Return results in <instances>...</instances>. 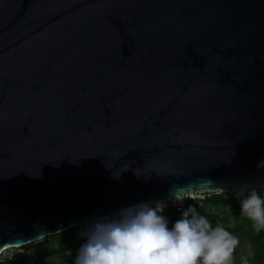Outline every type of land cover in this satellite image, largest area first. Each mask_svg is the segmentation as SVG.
Here are the masks:
<instances>
[{"label":"water","instance_id":"obj_1","mask_svg":"<svg viewBox=\"0 0 264 264\" xmlns=\"http://www.w3.org/2000/svg\"><path fill=\"white\" fill-rule=\"evenodd\" d=\"M177 186L264 192V0H0V254Z\"/></svg>","mask_w":264,"mask_h":264},{"label":"clouds","instance_id":"obj_2","mask_svg":"<svg viewBox=\"0 0 264 264\" xmlns=\"http://www.w3.org/2000/svg\"><path fill=\"white\" fill-rule=\"evenodd\" d=\"M224 163L231 166V159ZM177 191L178 186L171 188L169 196L179 201ZM236 195L240 215L254 232H264V192L249 188ZM165 207L162 201L139 203L91 220L78 233L83 242L74 264H233L237 236L222 225L213 226L191 205L170 223Z\"/></svg>","mask_w":264,"mask_h":264},{"label":"trees","instance_id":"obj_3","mask_svg":"<svg viewBox=\"0 0 264 264\" xmlns=\"http://www.w3.org/2000/svg\"><path fill=\"white\" fill-rule=\"evenodd\" d=\"M222 196V193L214 194L212 198L207 200L214 207L212 211H207L205 209L196 210L201 215L205 216L213 226L219 224L232 233L243 234L246 237L248 244L253 247V262L255 264L264 263V232H254L252 230L251 222L246 218H243L240 215V212H237L235 201L233 199H224ZM220 208H229L231 211H234L237 214L239 213L238 217L236 216L234 221L230 222V213L222 215L218 211L220 210ZM183 210L176 211L174 208H169L164 213V215L169 218V221L171 223L180 218L181 212ZM85 226L70 228L58 234L45 237L40 241L21 246L19 250H14L11 256L4 253L5 255L0 256V264H28L30 251L37 247L44 246L47 243H50L52 240L58 243V247L47 251V254L54 256L56 258V261L47 264H74L76 251L83 242L78 233ZM20 249H23V251H21ZM42 258H44V255H39L35 260Z\"/></svg>","mask_w":264,"mask_h":264},{"label":"rangeland","instance_id":"obj_4","mask_svg":"<svg viewBox=\"0 0 264 264\" xmlns=\"http://www.w3.org/2000/svg\"><path fill=\"white\" fill-rule=\"evenodd\" d=\"M222 215L230 213V222L234 221L235 217H238V214L234 211H231L229 208H220L218 210ZM238 212V211H237ZM235 236L239 239V244L235 248L233 252V264H244V261L246 260L248 264H255L252 259L253 254V247L248 244L246 237L243 234H236L233 233ZM58 247V243L54 240H52L50 243H47L44 246L37 247L30 251L29 254V263L28 264H47L52 263L56 261V258L54 256L48 255L47 251ZM19 248H8L5 251H3L0 256L9 254L14 250H17ZM5 253V254H4ZM39 255H44V258L35 260ZM264 264V263H262Z\"/></svg>","mask_w":264,"mask_h":264},{"label":"built area","instance_id":"obj_5","mask_svg":"<svg viewBox=\"0 0 264 264\" xmlns=\"http://www.w3.org/2000/svg\"><path fill=\"white\" fill-rule=\"evenodd\" d=\"M237 192L238 191L191 193V194H184L182 196H179V197H182V199L179 201L177 199L173 198V199L163 200L162 202L166 205L165 212L169 208H174L176 211H180V210H183L184 208L188 207L189 205L195 207L197 210H204L205 209L207 211H212L214 209V207L207 200L212 198L214 194L222 193V195H223L222 197L224 199H233L235 201V205L237 206V211L240 212L239 198L236 195ZM17 248H21V247H17ZM17 250H19V249H17ZM20 250L23 251V249H20ZM12 252L9 253L8 255L11 256Z\"/></svg>","mask_w":264,"mask_h":264}]
</instances>
